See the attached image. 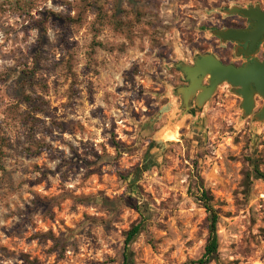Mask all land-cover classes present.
<instances>
[{"label":"rangeland","instance_id":"obj_1","mask_svg":"<svg viewBox=\"0 0 264 264\" xmlns=\"http://www.w3.org/2000/svg\"><path fill=\"white\" fill-rule=\"evenodd\" d=\"M208 3L0 0V264L196 260L202 187L219 215L209 264H264V122L228 83L178 114L175 63L233 61Z\"/></svg>","mask_w":264,"mask_h":264},{"label":"water","instance_id":"obj_2","mask_svg":"<svg viewBox=\"0 0 264 264\" xmlns=\"http://www.w3.org/2000/svg\"><path fill=\"white\" fill-rule=\"evenodd\" d=\"M228 12L256 19L255 33H264V13L240 7H233ZM211 32L223 41H239V37L249 36L240 29L232 28L213 29ZM175 66L188 81L187 85H179L173 89L181 100L178 106L179 116L201 113L217 88L222 83H228L233 92L241 98L242 116H252L257 123L264 122V62L255 59L236 66L233 63H224L215 54L207 52L196 55L193 64L180 60ZM257 97L262 100V104L254 112L258 103Z\"/></svg>","mask_w":264,"mask_h":264},{"label":"flooded vegetation","instance_id":"obj_3","mask_svg":"<svg viewBox=\"0 0 264 264\" xmlns=\"http://www.w3.org/2000/svg\"><path fill=\"white\" fill-rule=\"evenodd\" d=\"M213 3H208L215 10H219L220 17H215L216 23L214 29L232 28L235 30H242L249 36L247 38L239 37V41H223L220 37L214 36L218 43L216 46L223 44L222 50L228 57H232L233 61L223 60L215 54L224 63H233L236 66H241L248 61L255 59L264 62V33L256 34L255 27L257 20L250 17H245L238 13H229L228 10L233 7H240L252 11H259L264 13V0H211ZM219 23V25L217 24ZM221 44V45H220ZM220 48V49H221ZM214 54V53H213ZM195 58V56H194ZM194 58L189 64L194 63ZM185 81L183 85H187ZM206 84V82H205ZM256 101L261 105L262 100L257 97ZM259 109V108H258ZM258 109H255L256 112Z\"/></svg>","mask_w":264,"mask_h":264},{"label":"trees","instance_id":"obj_4","mask_svg":"<svg viewBox=\"0 0 264 264\" xmlns=\"http://www.w3.org/2000/svg\"><path fill=\"white\" fill-rule=\"evenodd\" d=\"M25 99L28 103L32 102V98L29 95H26ZM2 151H3L2 144H0V153H3ZM0 168L3 169L1 164H0ZM254 173L257 178L264 180V171H262L258 166H255ZM201 193H202V197H204L202 198L205 203L204 207L208 212V237L204 245V251L201 257H199L196 260H189L183 264H209L212 261H218L219 238L217 233V224L219 220V215L217 210L214 209L210 203L211 196L209 195L208 191L204 190L202 187ZM140 228H141V224H134L131 227V229L127 233L126 244H128L134 238V236L140 231ZM130 261L131 260L128 253L124 252L123 264H130Z\"/></svg>","mask_w":264,"mask_h":264}]
</instances>
